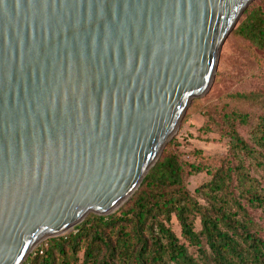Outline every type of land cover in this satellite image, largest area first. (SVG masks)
<instances>
[{"label": "water", "instance_id": "water-1", "mask_svg": "<svg viewBox=\"0 0 264 264\" xmlns=\"http://www.w3.org/2000/svg\"><path fill=\"white\" fill-rule=\"evenodd\" d=\"M258 0H0V264L141 186Z\"/></svg>", "mask_w": 264, "mask_h": 264}, {"label": "trees", "instance_id": "trees-1", "mask_svg": "<svg viewBox=\"0 0 264 264\" xmlns=\"http://www.w3.org/2000/svg\"><path fill=\"white\" fill-rule=\"evenodd\" d=\"M231 35L264 52V10L248 8ZM249 98L254 112L205 110L200 132L228 139L226 155L186 162L173 139L119 209L46 239L25 264H264V94ZM201 172L210 180L190 191L186 175Z\"/></svg>", "mask_w": 264, "mask_h": 264}, {"label": "rangeland", "instance_id": "rangeland-1", "mask_svg": "<svg viewBox=\"0 0 264 264\" xmlns=\"http://www.w3.org/2000/svg\"><path fill=\"white\" fill-rule=\"evenodd\" d=\"M256 6L264 10V0L254 2L250 7ZM256 93L264 94V52L250 51L240 39L230 35L222 47L218 70L210 92L205 97L192 102L173 137L176 142L172 150L186 162L201 161L204 158L212 160L226 155L228 139L200 132L205 122V110L214 106H227L236 110L254 112L256 106L249 96H255ZM195 150L201 151L202 157L195 155ZM210 178L207 172H201L186 175V182L190 191L194 192ZM257 218L264 228V213L259 212ZM197 227L199 229V222ZM172 228L182 239L181 227L176 218L172 221ZM189 249L193 251L191 247Z\"/></svg>", "mask_w": 264, "mask_h": 264}]
</instances>
